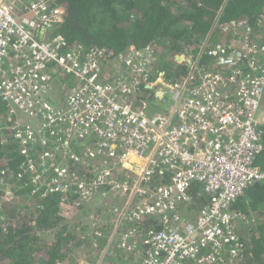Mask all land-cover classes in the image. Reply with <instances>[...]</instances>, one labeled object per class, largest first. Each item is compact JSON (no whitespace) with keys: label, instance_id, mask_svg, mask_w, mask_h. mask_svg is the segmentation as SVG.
<instances>
[{"label":"built area","instance_id":"2783aa9c","mask_svg":"<svg viewBox=\"0 0 264 264\" xmlns=\"http://www.w3.org/2000/svg\"><path fill=\"white\" fill-rule=\"evenodd\" d=\"M64 13L59 0H0V107L14 119L10 130L32 192L75 190L78 202L107 208L108 196H124L119 210L109 204L114 224L97 217L90 223L104 239L95 238L101 252L91 264L102 258L104 264H223L218 254L233 261L243 250L239 233L246 222L232 203L251 183H264L256 164L263 150L264 45L246 40L248 22L233 21L223 30L240 36L207 43L208 33L200 52L210 65L178 54L189 73L173 81L149 71L159 55L155 43L113 58L96 47L82 56L64 52L62 36L51 33ZM54 71L74 79L62 105L49 99ZM160 86L169 99L153 110L143 99ZM84 139L91 146L80 156L73 144ZM36 143L50 152L36 159ZM128 155L141 160L138 172L122 167ZM83 158L101 159L89 179L69 173V164ZM198 187L210 201L190 218L184 205ZM150 218L160 229L140 230V241L134 224ZM113 253L120 257L111 261Z\"/></svg>","mask_w":264,"mask_h":264},{"label":"trees","instance_id":"16d2710c","mask_svg":"<svg viewBox=\"0 0 264 264\" xmlns=\"http://www.w3.org/2000/svg\"><path fill=\"white\" fill-rule=\"evenodd\" d=\"M59 3L65 10L64 21L51 33L62 36L64 52L73 51L82 56L96 47L103 50L105 58H113L131 47L140 49L155 43L159 55L149 71L153 76L162 72L173 81H181L189 73L187 64L177 62L174 57L192 55L198 65H210V57L200 52L203 39L208 33L207 43L214 38L224 41L239 37V32L223 30L233 21L242 22V26L248 22L246 40L257 38L264 45V0H59ZM73 83L72 77L54 71L48 90L51 102L62 105L61 100ZM155 92L147 90L143 100L148 107L163 109L169 96L163 95L158 101ZM13 121L1 106L0 264H78L81 259L77 255L93 262L100 247L96 245L90 223L95 221L98 203L78 202L75 190L45 196L41 191L32 192L25 160L11 134ZM262 142L263 150L256 157V164L264 171V126ZM90 146L89 140H78L73 149L83 156ZM32 148L36 159L39 154L50 152L39 143ZM81 160L69 164V173L75 178L89 179L101 159ZM120 171L126 175L125 170ZM193 195L194 199L187 204L191 214L210 201L209 194L200 187L194 189ZM231 208L235 214L244 215L246 223L239 233L243 250L233 261H226L221 254L218 259L223 264H264V183L256 181L248 185ZM134 225L139 228L140 241L145 240L141 231L150 230L151 226L160 229L158 221L152 218ZM104 227L108 234L109 225ZM103 241L100 239L99 244ZM119 257L113 253L111 261ZM185 264L197 262L191 260Z\"/></svg>","mask_w":264,"mask_h":264},{"label":"rangeland","instance_id":"374dc122","mask_svg":"<svg viewBox=\"0 0 264 264\" xmlns=\"http://www.w3.org/2000/svg\"><path fill=\"white\" fill-rule=\"evenodd\" d=\"M168 92H171V91H168ZM171 93H167V95H170ZM155 109H157L156 107L153 109V110H155ZM106 163H112V164H114L113 163V161H108V162H106ZM115 163L117 164V163H119V162H117V161H115ZM117 167V166H116ZM118 169V168H117ZM119 170V169H118ZM119 172H120V174L121 175H123V172L122 171H120L119 170ZM130 177L132 178V176H129V175H125L124 176V179H130ZM113 195V194H112ZM114 196V198H112V197H109L108 196V198H109V204L111 203V204H113L115 207L114 208H118L117 210H119V207H120V205L123 203V201H124V196L122 195V194H120L119 192H117L116 194H114L113 195ZM103 198H105L104 196H103ZM103 200H105V199H103ZM91 204H95V203H91ZM109 204H108V208L106 207V205L105 204H103V202L101 203V202H99L97 205L98 206H96V210H95V215H94V217H97L99 220H96V221H99L100 222V220H105L106 222H109L110 224H114V222H115V220H116V217H117V213L116 212H114L113 210H116V209H112V207L111 206H109ZM188 204V203H187ZM187 204H185L184 205V208H185V211H187ZM105 205V206H104ZM195 213V212H194ZM194 213L193 214H190L189 215V217L190 218H193V216H194ZM109 232H110V230H109ZM92 233V232H91ZM93 235V234H92ZM94 236V235H93ZM96 238V240H97V242H99L100 241V238H97V237H95ZM113 246V244H111L109 247H110V249H111V247ZM101 250H102V247H101ZM101 252V251H100ZM99 252V253H100ZM100 255V254H99ZM99 255H98V257H96L95 258V260L93 261V262H95L96 260H99ZM78 257H79V259H81V262L82 261H84L85 263H87V264H91L89 261H87V260H85L84 258H82V256H79V255H77ZM76 256V257H77ZM81 257V258H80ZM101 259V258H100ZM110 259V258H109ZM92 262V263H93ZM101 262H102V264H104L105 263V260L102 258L101 259ZM80 263V262H79ZM78 263V264H79Z\"/></svg>","mask_w":264,"mask_h":264},{"label":"water","instance_id":"95a60500","mask_svg":"<svg viewBox=\"0 0 264 264\" xmlns=\"http://www.w3.org/2000/svg\"><path fill=\"white\" fill-rule=\"evenodd\" d=\"M174 59L178 62L181 60L179 55H176L174 57ZM185 59L188 61V58H185ZM163 91L164 90H162L161 86L157 87V91L155 92L157 100L161 101V98H162L163 93H164ZM140 165H141V160H139L138 158H136L135 156H132V155L126 156V158L122 162V167L126 168L132 172H138ZM79 264H87V263H85L84 261H82V262L80 261Z\"/></svg>","mask_w":264,"mask_h":264}]
</instances>
